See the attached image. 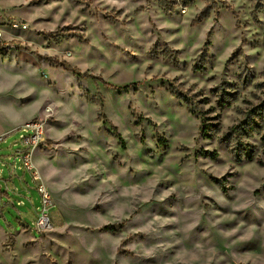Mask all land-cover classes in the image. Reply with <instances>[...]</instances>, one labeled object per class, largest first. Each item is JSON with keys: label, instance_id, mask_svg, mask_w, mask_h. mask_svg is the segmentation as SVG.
Returning a JSON list of instances; mask_svg holds the SVG:
<instances>
[{"label": "rangeland", "instance_id": "374dc122", "mask_svg": "<svg viewBox=\"0 0 264 264\" xmlns=\"http://www.w3.org/2000/svg\"><path fill=\"white\" fill-rule=\"evenodd\" d=\"M0 33V155L49 115L32 161L53 201L37 233L24 172L30 195L0 203V264H264V141L245 138L242 162L217 142L264 102V0H0ZM176 93L206 99L220 132L206 138Z\"/></svg>", "mask_w": 264, "mask_h": 264}, {"label": "trees", "instance_id": "16d2710c", "mask_svg": "<svg viewBox=\"0 0 264 264\" xmlns=\"http://www.w3.org/2000/svg\"><path fill=\"white\" fill-rule=\"evenodd\" d=\"M211 14V9L209 6H205L199 14L196 15L195 19L191 22V27H194L198 24H200L205 19L209 18ZM38 61L40 62H47L48 64L52 65L54 68H61L62 70L69 72L75 77H78L80 79H93L97 80L94 76L88 74L87 72H81L77 68H74L70 66L65 61H60L55 57H45V56H38ZM104 86L111 87L107 83H104ZM131 85H127L124 87L114 88L115 90H123L126 91L128 88H130ZM113 88V87H111ZM214 93V96L216 98V105L218 107H224L228 106L230 103V100L234 97V93L231 91H228L224 89L221 86H216L211 91ZM176 98L180 99L186 106V110L191 115H194L197 119H200V124L202 125V133L206 138H211V133H219V126L218 124L215 125H209L208 123H205L206 117L205 114L206 111H202V109L199 107V104H205L206 99H200L199 101H191L189 98L178 95L179 93H176ZM193 97H196L193 96ZM214 130V131H213ZM256 133L259 137L260 141H264V102L259 103L256 106H253L250 110H246L242 113V118L237 121L236 124L231 126L227 132L222 133L218 138V143H226L228 145V150L233 157V159L236 162H242V161H251L253 160V146L250 145V143H247L246 141H243L246 139L253 138V134ZM103 230H115V226L107 225L103 227Z\"/></svg>", "mask_w": 264, "mask_h": 264}, {"label": "built area", "instance_id": "2783aa9c", "mask_svg": "<svg viewBox=\"0 0 264 264\" xmlns=\"http://www.w3.org/2000/svg\"><path fill=\"white\" fill-rule=\"evenodd\" d=\"M1 43V33H0ZM50 113V112H47ZM49 115H47L48 117ZM46 118H38L23 125L20 129L13 132L21 131L19 143L22 150H17L16 157L20 160L19 169L28 173L32 181L36 184L37 192L40 195L41 208L37 213V218L33 225V230L37 233H42L52 227L51 219L49 218V210L53 206V201L45 185L41 182L38 170L36 169L32 156L36 149L44 142ZM7 135H0V144L4 142ZM8 191V189H5ZM22 204V203H21Z\"/></svg>", "mask_w": 264, "mask_h": 264}, {"label": "crops", "instance_id": "0c3cea01", "mask_svg": "<svg viewBox=\"0 0 264 264\" xmlns=\"http://www.w3.org/2000/svg\"><path fill=\"white\" fill-rule=\"evenodd\" d=\"M8 133H11V132H8ZM3 134L4 133H0V135H3ZM7 149H9V148L6 147L5 150H7ZM16 152L17 151H15L10 156L8 155L7 157L4 155H0L1 166L5 167L6 171L8 173L7 179L3 180L4 184L0 183V203H3L4 207H8V206L13 205V203L11 202L12 197L18 198L19 199L18 201H20V203H22L21 202L22 197H25L28 194L30 195V191H31L30 183L27 181L26 173H24V171L19 169L20 165L17 164L18 158L16 157V154H15ZM46 184L49 188H51L52 192H54L52 189L53 187H51L50 184L47 182H46ZM6 188L8 189V191L5 190ZM3 189H4V191H3ZM4 200H6V201L4 202ZM25 229L23 231H26V230L28 231V233H29L28 238H31V237L35 238L33 236L34 232L32 230H28V229L25 230ZM1 230H3V229H1ZM23 231H21V232H23Z\"/></svg>", "mask_w": 264, "mask_h": 264}]
</instances>
